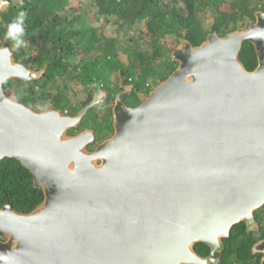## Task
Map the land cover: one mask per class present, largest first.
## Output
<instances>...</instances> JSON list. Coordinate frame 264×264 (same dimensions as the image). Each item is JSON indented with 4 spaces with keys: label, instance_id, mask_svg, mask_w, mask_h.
<instances>
[{
    "label": "water",
    "instance_id": "obj_1",
    "mask_svg": "<svg viewBox=\"0 0 264 264\" xmlns=\"http://www.w3.org/2000/svg\"><path fill=\"white\" fill-rule=\"evenodd\" d=\"M9 7L0 0V13ZM171 60L140 105L117 95L113 134L90 151L94 131L70 133L101 99L70 116L9 98L6 83L36 81L46 66L31 70L0 45V162H20L44 195L29 213L0 209V264H220L222 240L264 206V13L196 47L181 39Z\"/></svg>",
    "mask_w": 264,
    "mask_h": 264
},
{
    "label": "trees",
    "instance_id": "obj_2",
    "mask_svg": "<svg viewBox=\"0 0 264 264\" xmlns=\"http://www.w3.org/2000/svg\"><path fill=\"white\" fill-rule=\"evenodd\" d=\"M8 1L10 7L0 13V45L7 41L11 49L15 46L6 38V33L9 23L23 12V39L35 55L30 56L27 47H14L15 59L29 69L41 70L46 66L40 81H34L38 90L32 88L31 94L52 101L55 109L67 110L70 115L89 102L72 105L66 94L69 87L86 89L101 85L112 91L113 98L124 78L125 83H132L147 94V84L157 86L177 68V63L171 60L172 43L178 45L184 39L196 47L209 34L217 32L224 37L229 32L244 29L254 20L256 9L253 0ZM225 4L230 11H223ZM71 9H76L77 14L71 15L68 12ZM206 12L213 13L209 28L203 21ZM91 14L96 23L103 20L110 24L114 34H105L103 23L100 27L91 25L86 19ZM78 54L81 57L76 61ZM122 56H126L125 61ZM240 58L247 70L256 68L255 51L249 43H245ZM50 85L63 89L58 93L46 91ZM10 89L6 83L5 90ZM136 104L140 105V101ZM90 114L93 118L83 122L79 129L91 127L99 133V138L104 136V130L109 129L112 134L110 109L102 118L93 108L86 117ZM43 199L42 190L34 188L31 173L20 162L10 158L0 162V209L11 205L17 212L29 213ZM2 238L0 234V241Z\"/></svg>",
    "mask_w": 264,
    "mask_h": 264
},
{
    "label": "flooded vegetation",
    "instance_id": "obj_3",
    "mask_svg": "<svg viewBox=\"0 0 264 264\" xmlns=\"http://www.w3.org/2000/svg\"><path fill=\"white\" fill-rule=\"evenodd\" d=\"M254 4L256 7V9H254L253 11L254 20L250 22L248 27L255 22L256 13L258 12L264 13V0H253V5ZM24 44H27V42H25ZM14 47H12L11 49L13 54H14V49H15ZM22 51H25V50L22 49ZM14 58H15V54H14ZM31 70L38 71V69H35V68ZM38 81H40V79ZM12 83H18L20 86H23V85L27 86L26 88H21L22 97L20 99H16L15 97H10L9 92L13 90ZM7 84L11 86V89L9 91H6L9 98L19 103L24 104L28 108L36 112H42V111H46L49 109H55V106H54L55 104L52 101H51L50 107L45 109L44 105H46L48 101H44L43 99L37 98L31 94L32 88L33 89L35 88L36 90H38V86H36L34 81L30 83H24L19 80H13V81L8 82ZM147 87L149 89V92L145 94V92H143L141 89H139L134 84L125 83V80L123 78L120 85L117 87L119 88L118 92L114 95L113 98H111L112 96L111 90L104 89L101 85L95 84L85 89L88 92L86 94L85 99L82 102L88 101L90 103L92 100H94V98L101 99L100 103L96 105L95 107H93V109L94 111L96 110V112L98 111V115H100L101 118L103 117V114H105L106 110L110 109L111 111L110 119H111V127H112V121H113L112 110L115 105L117 95L122 92H127V96L125 98V104L129 107H136L139 105V104H136V102L140 101V104H141L156 86L152 87L150 84H147ZM46 91L48 90L46 89ZM28 102H32V104L28 105L27 104ZM55 110H58V109H55ZM78 112H76L75 114H77ZM63 113L70 115L68 114L67 110L64 111ZM75 114L70 115V116H74ZM92 118L93 117L91 116V119ZM85 119H86V116L83 118L81 125ZM86 129H90L94 131L96 135L95 143L88 147V150L90 151H93L99 143L111 137L113 134V131H112V134L108 133L109 132L108 131L104 134L102 138L101 136L99 138L98 136L99 133L96 130L92 129L91 127H86L84 129H77L76 131H73L72 133L76 134L77 132H80ZM112 130H113V127H112ZM236 226H235L236 231L232 230L230 236L222 240L223 242L222 251L223 252H222L220 264H264V206L254 212V223L253 224L249 225L247 224V222L244 221ZM195 250L200 256L204 258L209 257L211 254V249L207 246L199 247L197 245L195 247ZM246 251H248L247 254H246Z\"/></svg>",
    "mask_w": 264,
    "mask_h": 264
},
{
    "label": "rangeland",
    "instance_id": "obj_4",
    "mask_svg": "<svg viewBox=\"0 0 264 264\" xmlns=\"http://www.w3.org/2000/svg\"><path fill=\"white\" fill-rule=\"evenodd\" d=\"M72 1H74V0H72ZM222 9H223V11H230V7H229L228 4H225V5L223 6ZM68 12H69L71 15H76V14H77L76 9L68 10ZM86 19L91 23V25L94 24L96 27H98V26L100 27V24L103 23L104 26H105L104 33L107 34V35L114 34L113 29H112V27L110 26V24L104 22L103 20H102L100 23H96V20H95V18H94V16H93L92 14H91L90 16H87ZM93 19H94V20H93ZM213 20H214V19H213V13H212V12H206L205 15H204V20H203V21H204V25H205L207 28H209L210 25H212ZM91 21H93V22H91ZM171 45H172L171 47H172L173 49L177 46V45H174L173 43H172ZM23 47H25V48H26V47L29 48V49H28V54H29L30 56H34V55H35V53H33L34 50H33V48H32L30 45L28 46L27 44H24ZM173 49H172V51H173ZM30 50H31V51H30ZM80 57H81V55L78 54V56L76 57L75 60H76V61H79ZM122 59H123V61H125V60H126V56H122ZM26 87H27V86H25V85L20 86L18 83H12V89H13V90L9 92L10 97H15L16 99H20V98L22 97L21 88H26ZM62 89H63L62 86H60L59 88H57V87L55 88L54 85H50V86L47 88L48 91H53L54 93H58V92H60ZM87 92H88L87 90L81 88L80 86H78V87L75 86L73 89L69 87V90H66V94H67V96L69 97V99H70L72 105H74V106L80 104V102H82V101L85 99ZM50 105H51V101H48L47 104L44 105V108L47 109V108L50 107ZM99 116H100V115H99ZM88 117H89V118H88ZM100 117H101V116H100ZM87 119H88V120H91V114L88 115V116L86 117V119H85L84 122H86ZM104 131H105V133H106V132H108L109 130H104ZM105 133H104V134H105ZM108 133H111V132L109 131Z\"/></svg>",
    "mask_w": 264,
    "mask_h": 264
},
{
    "label": "clouds",
    "instance_id": "obj_5",
    "mask_svg": "<svg viewBox=\"0 0 264 264\" xmlns=\"http://www.w3.org/2000/svg\"><path fill=\"white\" fill-rule=\"evenodd\" d=\"M23 18H24V13L20 12L19 16L16 19H14L11 23H9L8 30L6 33V38L13 41L17 49H19L25 43L23 39L24 37ZM2 258H4V254L0 253V259Z\"/></svg>",
    "mask_w": 264,
    "mask_h": 264
}]
</instances>
